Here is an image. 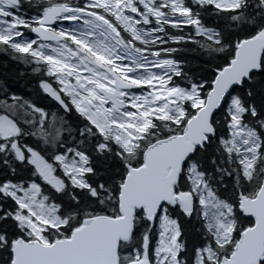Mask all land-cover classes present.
I'll use <instances>...</instances> for the list:
<instances>
[{"label": "snow or ice", "instance_id": "obj_1", "mask_svg": "<svg viewBox=\"0 0 264 264\" xmlns=\"http://www.w3.org/2000/svg\"><path fill=\"white\" fill-rule=\"evenodd\" d=\"M0 264H264V0H0Z\"/></svg>", "mask_w": 264, "mask_h": 264}, {"label": "trees", "instance_id": "obj_2", "mask_svg": "<svg viewBox=\"0 0 264 264\" xmlns=\"http://www.w3.org/2000/svg\"><path fill=\"white\" fill-rule=\"evenodd\" d=\"M2 56H0V62H2ZM19 69H13L11 66L5 68L0 63V82L5 83L7 86L21 89L23 92L30 90V83L26 79H21L18 76Z\"/></svg>", "mask_w": 264, "mask_h": 264}]
</instances>
